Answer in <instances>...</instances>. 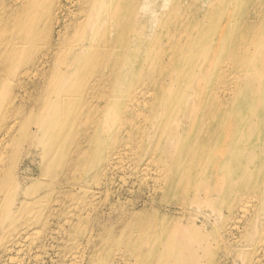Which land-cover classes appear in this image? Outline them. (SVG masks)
Here are the masks:
<instances>
[{
  "label": "rangeland",
  "instance_id": "1",
  "mask_svg": "<svg viewBox=\"0 0 264 264\" xmlns=\"http://www.w3.org/2000/svg\"><path fill=\"white\" fill-rule=\"evenodd\" d=\"M136 2H113L111 12L115 14L106 16L113 22L111 28L120 23V10L129 11ZM158 2L164 8L160 16L164 18L155 24L158 34L142 30L132 37L134 10L126 20L127 34L119 35L106 54L95 52L92 56L96 68V61H111L119 83L115 93L107 97L104 91L80 98L72 92L62 109L78 131L70 130L58 150L51 148L48 160L43 159V149H37L33 167L41 170L44 163L59 165L63 182L51 194L63 195L52 212L60 213L62 223L58 224L57 216L50 218V232L56 239L49 240L45 264L50 263L52 249L62 244L64 234L59 229L74 222L75 235L82 242L91 240L88 248L80 246L81 254H106L108 246L102 243L100 247L97 237L105 233L108 238L110 233L114 242L120 237L125 242V260L129 251H142L145 264H261L257 257L264 262V211L255 252L257 245H251L250 237L241 231L246 221L238 219V209L231 213L233 202L245 199L235 198L242 187L244 192L253 187L264 195V0ZM96 3L92 1V5ZM48 4L49 0H0V115L4 108L9 112L12 102L22 121L27 117L38 120L35 113L48 81L59 80L53 64L50 72L41 71L33 77L34 82L15 91L17 66L38 48L45 49L50 38L54 44L60 39L57 32L61 28L56 27L52 36L45 25ZM92 14L81 13L74 2L62 17L67 26L69 19L79 15L83 25L99 27L101 39L109 23L95 9ZM73 48L75 43L70 42L60 53L70 55ZM121 78L124 81L120 82ZM141 81L147 83L140 85ZM136 87L148 94L152 91V95L140 94L125 117L121 111L116 117L106 112L108 107L114 109L116 102L127 106ZM56 91L59 87L55 86L54 96ZM122 125L132 126L134 136L143 135L148 149L166 159L171 181H164L156 160L149 164L137 146L125 149L114 172L106 170L107 151ZM49 140L47 137L44 142ZM18 177L26 186L37 175L20 169ZM209 191L213 198L206 201ZM212 210L222 217L215 213L218 219L214 216L210 222L207 214ZM87 222L101 225L84 231ZM176 232L180 237L205 240L202 247L190 241H183L181 248L178 243L167 247ZM5 256H0V264Z\"/></svg>",
  "mask_w": 264,
  "mask_h": 264
},
{
  "label": "bare ground",
  "instance_id": "2",
  "mask_svg": "<svg viewBox=\"0 0 264 264\" xmlns=\"http://www.w3.org/2000/svg\"><path fill=\"white\" fill-rule=\"evenodd\" d=\"M49 1L50 4H48L46 9L47 18L45 25L50 29L48 31L51 32L52 36L56 27L61 28L57 32L60 39L54 44V40L50 38L45 43V49L38 48L33 56L17 66L14 71V76L17 80L15 91L20 89L24 83L34 82L33 77L41 73V71L50 72L53 64L55 66L54 70L59 75V80L57 82L48 81L44 94L40 98L41 106L35 113L39 117L38 120L27 117V119L22 121L16 112V103L12 104V102H9V112L6 113L4 108L0 115V256L4 253L6 254L4 264H45L43 261L45 256L49 254V240L50 238L56 239V236L50 232L53 230L50 229V218L57 216L58 224L62 223L60 213L53 214L52 212L59 202L57 198H63V195L60 197L59 194L51 196L53 190L63 183L59 179V174H61L59 165L44 163L40 170L37 166L36 169L33 167L35 165L33 162L35 161L34 157L38 148L41 147L43 149V159L48 160L50 159L49 150L51 148L58 150L59 147L63 146L65 136L70 133V130L75 128L78 131L73 126L75 125L73 123L74 120H68L62 109V106L65 105L66 97H71L72 92L80 98L82 96L92 97L95 93L104 91L105 94H108L107 97L111 96V93H115L116 85L119 83L117 78L114 77L115 71L112 68L111 61L106 59L102 60L101 63L96 61L94 62L97 66L96 68L92 66L91 62L93 54L95 52L106 54V51L111 49L110 45L115 40H118L119 35L123 34L122 36H125L127 34L126 20L132 17L134 10L132 37H134V34H141L142 30H150L151 33L158 34L155 24L158 20L161 21L164 18V16L160 18L164 8L160 6L158 0H137L131 10H120L122 12L121 21L111 28L112 25L110 24L113 22L109 23L106 16L115 14L111 11L113 10L112 4L116 0H106L105 4H101V0H96L97 3L93 5V0H85L84 2L82 0L81 3L79 1V3H76V0ZM74 2L81 13L88 11L91 17L94 16L92 11L95 9L98 16L105 18L106 22L109 23L106 28V35H102L100 39L98 36L99 27H95V25L90 23L83 25V19L79 15H74L69 19L66 26L62 14L68 5ZM118 13L116 12V14ZM101 25L99 24V26ZM64 26H66L65 31ZM72 31H74V35H68ZM70 42L75 43L76 49H70V55L60 53L62 46ZM55 46L57 48L54 52ZM75 51L76 54L74 55ZM3 70H7V68H3ZM69 71H71V74H69ZM119 81L122 82L124 80L121 78ZM144 83L147 82L141 81L140 85H144ZM55 86L56 88L59 87V91H56L57 93L54 96ZM17 94L18 92H15L13 96V101L15 102ZM140 94L151 96L152 91L148 94L146 90L136 87L131 92L130 99L127 98V106H124L123 101L116 102L114 103V109L108 107L106 112L112 113V116L116 117L118 112L121 111V117H125L127 110L129 112L132 110V106ZM145 104L148 105L149 100ZM42 108L46 110L43 111ZM33 114V111L30 112V115ZM144 115L147 116L148 114ZM123 126H121L120 132H118L107 151L106 170L111 168L114 172V168L117 169L116 166L118 165L116 162L120 159L125 149L130 146L132 148L137 146L141 148L142 155L147 157L149 164L156 160L157 168L160 175L162 172L164 181L166 183L171 181L172 175H168L166 159L159 157L151 148L148 149L143 135L134 136L136 131L132 126ZM47 137L51 140L44 142ZM20 169H25L32 175H37L36 180L31 181L30 179L26 182V186H22L18 177ZM67 183H71V181L68 179ZM240 190L241 192L235 198L245 199H236L233 202L231 213L238 209L240 214L238 219L246 221L241 231L246 232L245 234L250 237L251 245H257L260 240L259 225L260 215L264 211V199H262L264 195L254 191L253 187L248 189L247 192H244V187ZM210 198H213V192L211 193V191H209L206 201L211 200ZM85 205L86 203L82 204L83 207ZM80 207L75 209L76 213L80 212ZM21 208H24V211ZM215 213L222 217L220 212L212 210V213L207 214L210 222H213L214 216H216ZM253 215L255 216L253 217ZM198 218L202 220L204 217L198 215ZM216 219H218V216H216ZM100 225H92V223L88 224L87 222L84 231H88L89 228L94 230ZM78 226L79 223L76 228ZM81 227L82 224L79 229ZM47 229L48 231L46 232ZM59 230L60 233L64 234L62 244L52 249L49 264H145L141 261L142 251L139 254H135L131 250L128 252L126 260L124 259V251L127 250V246L122 241V237L114 242L110 237V233H108V238L103 233V235L97 237L98 245L102 247V243L106 244L108 246L107 253L102 256H98L93 252L87 255L86 253H80V246L88 248L91 240L82 242V238L75 235L77 233L75 222L70 227L66 228L63 226ZM64 239L70 240V243H66V241H63ZM75 240H79L77 246H75ZM204 240V238L193 240L192 237H180L176 232L173 241L168 242L167 247L178 243L181 248L183 241H190L192 244L202 247L201 244ZM112 241L119 243V245L111 244L110 242ZM111 249L112 251H110ZM258 249L259 245L256 246L254 252ZM256 262L264 264L259 257L256 258Z\"/></svg>",
  "mask_w": 264,
  "mask_h": 264
}]
</instances>
